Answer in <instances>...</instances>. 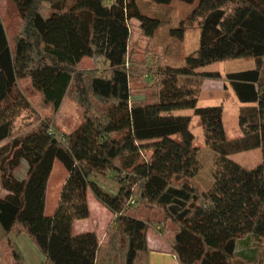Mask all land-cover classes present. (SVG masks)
<instances>
[{
	"label": "trees",
	"instance_id": "16d2710c",
	"mask_svg": "<svg viewBox=\"0 0 264 264\" xmlns=\"http://www.w3.org/2000/svg\"><path fill=\"white\" fill-rule=\"evenodd\" d=\"M12 1L21 19L12 39L0 14V225L12 264H24L11 242L21 235L38 247L44 264H149L155 226L175 232L173 252L181 264H264V0H225L228 9L196 14L189 23H199V49L182 67L158 63L154 100L140 103L132 100V82L143 77L130 54V24L139 21L142 34L153 39L160 22L142 14L139 0ZM186 29L171 34L183 40ZM85 58L92 69L79 68ZM247 58L254 68L227 75L241 103L242 135L229 140L224 106H198L204 81L221 75L201 69ZM31 92L51 116L16 132L24 112L34 115ZM67 99L81 114L71 133L55 121ZM180 111L200 119L215 154L206 188L198 182L204 165L192 118L172 115ZM150 140L160 143L149 158L132 144ZM255 150L263 153L255 168L231 159ZM57 160L68 178L49 217L46 193ZM24 161L28 173L20 179ZM93 175H112L118 194L105 192ZM90 191L114 217L106 241L96 231L75 230L91 218ZM132 200L143 218L132 211Z\"/></svg>",
	"mask_w": 264,
	"mask_h": 264
},
{
	"label": "rangeland",
	"instance_id": "374dc122",
	"mask_svg": "<svg viewBox=\"0 0 264 264\" xmlns=\"http://www.w3.org/2000/svg\"><path fill=\"white\" fill-rule=\"evenodd\" d=\"M138 5L143 15L159 20L160 26L156 31L155 37L149 39L142 34L139 21H131L132 39L130 54L136 63L137 74L143 77L140 81L132 82L133 103L151 102L154 100L155 90L153 89V85L156 80L152 72L158 63H162L165 66L182 67L186 62V58L199 49L201 29L198 22L190 24V20L201 11L225 10L230 6L225 0H196L194 4L175 1L165 6L154 5L148 0H139ZM0 14L7 35L12 39L19 33L21 25L18 8L12 0H0ZM182 27H187V29L184 39L180 40L173 36L171 32L174 29ZM254 61L253 58H247L217 62L201 69L203 72L219 73L221 75L219 79H206L204 81L198 106L214 107L223 105L226 108L224 112V125L226 126L229 140L238 139L242 135L237 118L239 101L227 80V75L232 72H240L254 68ZM93 67L94 62L90 58H85L79 66L83 70L92 69ZM101 68L103 69L104 66L101 65ZM30 100L34 108V115L31 112H24L17 121L16 132L27 128L28 125H32L38 119H45L51 116L50 111L42 108L41 99L36 93H30ZM173 115L190 116L192 118L191 128L196 139L195 145L201 150V159L204 165V173L198 178V182L206 188V186H210L213 182L212 170L215 154L206 146L201 121L198 117L194 116L193 111L174 112ZM55 121L58 129L64 133H70L75 130L81 123V114L76 104L69 99L65 100ZM159 143L160 140H150L133 142L132 144L140 149L139 151L145 157L149 158L152 155V149L158 146ZM231 159L248 169H252L262 162L263 153L262 150H255L234 155ZM25 169H28L26 161L23 162V165L16 172V176L19 178ZM52 177L55 180L56 187H54L57 191L61 192L68 178V172L58 160L54 164ZM91 180L111 196H116L119 191L118 185L111 176L104 178L99 175H93ZM53 188L51 189L53 190ZM4 194L6 193L3 192ZM52 198L51 195L48 200L50 211ZM89 199L94 213L90 219L84 222V225H86L85 230L98 232L101 240L106 241V232L109 227L107 223L112 214L97 201L92 193H90ZM95 207L102 211L97 213ZM140 209L142 210L137 204L132 206L133 212H138L142 215L143 213L142 211L140 212ZM80 227L78 226V228ZM2 229L0 225V230ZM2 243L3 239L0 241V264H12V257L8 255L7 249L2 248ZM13 243L22 256L24 264H44L45 258L43 254L28 236L14 238Z\"/></svg>",
	"mask_w": 264,
	"mask_h": 264
},
{
	"label": "crops",
	"instance_id": "0c3cea01",
	"mask_svg": "<svg viewBox=\"0 0 264 264\" xmlns=\"http://www.w3.org/2000/svg\"><path fill=\"white\" fill-rule=\"evenodd\" d=\"M240 106H241V103L239 102V105H238L237 108L239 109ZM225 111H226V108H225ZM180 112H182V111H180ZM172 115H173V113H172ZM237 118H238V125H239V115L238 114H237ZM80 124L78 125V127L80 126ZM225 128H226V126H225ZM226 131H227V129H226ZM27 173H28V169H25V171H23L21 173L19 178L20 179H25L26 176H27ZM111 177L113 178L112 175H111ZM54 181H55L54 177H52V175H51V177L49 179V182H48V186H47L46 208H45V214L47 216H49V217L53 216L54 213L56 212V210L58 208L60 196H61V192L57 191L56 188H55L56 185H55ZM51 188H53V190ZM90 193H92V192L91 191L89 192V196H90ZM50 194L53 197L52 198L51 211L49 210V206H48V200H49V198L51 196ZM89 196H88V199H89ZM89 205H90V209H91V213H92L91 217H92L94 212L92 211V206H91V203H90V199H89ZM95 209H96L95 211L97 213L102 211V210L98 209L97 207H95ZM141 216L143 218L145 215L142 214ZM113 218H114L113 215H111V217H110V219H109V221L107 223V226H109V224L112 222ZM84 222H86V220H83V221H80V222L76 223L75 230H76L77 233L88 232L87 230H85L86 229L85 228L86 225H84L85 224ZM78 226H81V227L78 228ZM22 236H26V235H21L19 237L11 236V242L13 243V239L14 238H20ZM3 237H4V231L2 229V230H0V241L3 239ZM174 240H175V232L171 231L169 233H162L161 232V228L159 226L153 227L151 232H150V234H149V236H148V245H149V249H150L149 264H181L179 258L173 252Z\"/></svg>",
	"mask_w": 264,
	"mask_h": 264
},
{
	"label": "built area",
	"instance_id": "2783aa9c",
	"mask_svg": "<svg viewBox=\"0 0 264 264\" xmlns=\"http://www.w3.org/2000/svg\"><path fill=\"white\" fill-rule=\"evenodd\" d=\"M131 205H132V206H135V205H136V201H135V200H132V201H131Z\"/></svg>",
	"mask_w": 264,
	"mask_h": 264
}]
</instances>
